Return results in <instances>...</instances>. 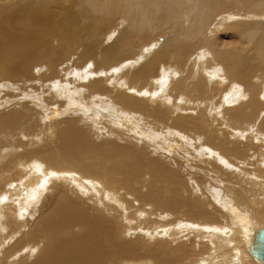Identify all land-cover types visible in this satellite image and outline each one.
<instances>
[{
    "label": "bare ground",
    "instance_id": "1",
    "mask_svg": "<svg viewBox=\"0 0 264 264\" xmlns=\"http://www.w3.org/2000/svg\"><path fill=\"white\" fill-rule=\"evenodd\" d=\"M1 96L0 264H264V0H0Z\"/></svg>",
    "mask_w": 264,
    "mask_h": 264
},
{
    "label": "rangeland",
    "instance_id": "2",
    "mask_svg": "<svg viewBox=\"0 0 264 264\" xmlns=\"http://www.w3.org/2000/svg\"><path fill=\"white\" fill-rule=\"evenodd\" d=\"M224 14H225V12H219V14L218 13H216L214 16H216V17H214V16H211V18H210V25L208 26V29L207 30H209V27L210 26H215L216 24H219L220 23V21H221V16H224ZM218 15V16H217ZM220 17V18H219ZM214 20H215V22H214ZM120 27L121 26H119V25H116L115 27H112L113 28V30L116 32V34H119V32H120ZM159 32L160 31H155L154 33L155 34H153V35H151L150 37H149V39H150V43H155L156 41V44H160V43H162L163 44V42H164V40H165V36H163V35H160L159 34ZM159 36V37H158ZM154 37V38H153ZM152 39V40H151ZM154 39V40H153ZM156 39V40H155ZM155 41V42H154ZM162 44H160V45H162ZM201 48H203V50H206L207 48L205 47H201ZM139 48H137V50H138ZM208 51V50H207ZM185 53V52H184ZM185 55V54H184ZM135 58V57H134ZM76 59V57L74 58V60ZM73 61V60H72ZM87 62H89L88 64H91L90 62L91 61H86L83 65H85ZM184 63V61H182L181 62V64H183ZM202 64H203V66H204V62H201ZM83 69V68H82ZM98 71H102V72H104L103 70H96V71H94L93 70V72H92V69H89L88 71H87V73H91V74H95L94 75V77H96V78H99V77H101V76H97V72ZM76 72V70H73V72L72 73H70L68 76H69V78H71V77H73L74 76V73ZM120 72V71H119ZM176 72V71H175ZM177 73V72H176ZM106 74V73H105ZM160 76H161V72H159L158 73ZM159 75H157V76H155V77H152V78H156L155 80H158V79H160V76ZM177 77H178V75H176ZM175 76V77H176ZM79 76H77V77H75V80L76 81H78V82H80L79 80H81V78H78ZM85 81V80H84ZM160 83L158 82V85H159ZM34 85H35V83L34 84H31V86H26V88L22 91V93L19 95V97H21V98H23V100H24V102L25 103H31L32 102V100L30 101L29 99L30 98H35V96L36 97H38V94L37 93H35V92H33V89H31L32 87H34ZM157 85V86H158ZM67 86H69V87H67ZM67 86H65L64 87V90L62 91V95H64L65 97L67 96V95H70V96H72V104H74L75 102H81V101H84V100H86L85 99V96H87L88 94H86V93H84V92H78V90H76V86L75 85H67ZM31 87V88H30ZM50 87V86H49ZM45 87V89H44V91L46 90V91H48V92H50L51 93V95H53V92H56L55 91V88L53 87ZM240 88L238 89V90H240V89H242V90H240L241 92H243V86L241 85V86H239ZM27 89V90H26ZM30 89V90H29ZM52 89V90H51ZM68 89V90H67ZM165 89V90H164ZM66 90H67V92H66ZM163 90V91H162ZM25 91V92H24ZM77 91V92H76ZM228 90H226V92H227ZM164 92V93H163ZM166 92H168V89H167V87H164V88H160L159 87V89H157V95L155 96L156 97V99H160V98H162L163 100H164V102L165 103H167L169 106H171V105H173V106H177L176 104H181V106L182 105H184V104H186V100H182V101H180L179 100V97H178V95H176L175 96V98L173 97V95H170L169 93L167 94ZM30 94V93H34V94H30L31 95V97H30V95H27V94ZM162 94H164V96L162 95ZM0 98H2L3 99V96H1ZM27 98V99H26ZM84 99V100H83ZM167 99V100H166ZM171 99V100H170ZM67 100V99H66ZM74 100H75V102H74ZM0 101H1V99H0ZM37 99L35 100V102L33 101V103H35L36 105H38V107L40 108V109H42L43 111H45V106L44 105H42V102L41 101H38V103H37ZM169 101V102H168ZM93 102H95V105H96V108L98 109V107H99V102H97L96 100H94ZM179 102V103H178ZM184 102V103H183ZM173 103V104H172ZM176 103V104H175ZM200 103V102H199ZM202 103V102H201ZM41 104V105H40ZM75 104H77V103H75ZM87 104V103H86ZM33 106H34V104H32ZM42 106H44V107H42ZM46 106H48V107H52V105L51 104H48V105H46ZM104 106V105H103ZM104 107H105V109H107V110H105L104 109ZM104 107H102V110H101V114H103V113H105V114H107L108 113V115L110 114V112H112L111 110H114V107L112 106V105H108V106H104ZM35 109V108H34ZM37 109V108H36ZM79 109V108H78ZM104 109V110H103ZM74 110H77V108H74ZM220 111H222V110H220ZM112 114V113H111ZM110 114V115H111ZM124 121H125V119L124 118H122ZM127 121H128V123H129V125H126V124H124V126H126L127 127V129H130V127L132 128V130L133 131H136V130H138V131H136V134L137 135H140V133H141V131H143L141 134H145L144 136L145 137H148L149 139H147L146 140V143H148V144H151V145H153V147H156V148H149V147H145V144H144V147L145 148H147V149H149V150H151V151H154L155 153L157 152V150L159 149L158 148V146L159 147H161V149L163 148V146H165L164 148H166V149H164L166 152H170V154H171V152H172V157L175 155V156H180L181 154H183V153H188V156L190 155L189 153H190V151L192 150L191 148H190V145H189V143L186 141V139L184 138V135H185V133L184 132H182V133H180L179 134V136H175L176 138H179V139H176L175 137H173V138H175L176 140H172V141H170L169 139L170 138H166V140H165V134L164 133H157V131H156V133H155V129H156V127H155V125H154V123H149V126L147 125V126H145L144 125V123H143V125H142V123H136L135 122V120H132L131 118H127ZM133 124H132V123ZM136 125H135V124ZM140 126V128H142V127H144V129L142 130V129H140L139 128V126ZM138 126V127H137ZM151 126H153V127H151ZM38 127V126H37ZM135 129V130H134ZM191 129V127H189V130ZM145 130H146V132H145ZM148 130L149 131H151L150 133L148 132ZM255 131H256V129H254ZM140 132V133H139ZM148 132V133H147ZM153 133V134H152ZM155 133V134H154ZM147 134H149V135H151V136H148ZM159 135V137H158V135ZM147 135V136H146ZM161 135V136H160ZM163 135V136H162ZM168 135V134H167ZM163 137V138H162ZM166 137H168V136H166ZM151 139V140H150ZM157 139V140H156ZM196 139V138H195ZM155 140V141H154ZM197 140H198V137H197ZM169 141H170V143H169ZM176 141V142H175ZM179 141V142H178ZM174 144H173V143ZM180 142H181V144H180ZM155 143V144H154ZM163 144L162 146H161V144ZM160 144V145H159ZM171 144H173L172 145V147H171ZM175 144H177V145H175ZM155 145V146H154ZM182 145V146H181ZM187 145H189V146H187ZM199 145V144H198ZM175 146H176V148H175ZM179 146V147H178ZM181 146V147H180ZM186 146V147H185ZM172 148L173 149V151L171 150H169L168 148ZM200 147H203V145L201 144V146ZM175 148V149H174ZM180 148V149H179ZM188 148V150L186 151V149ZM1 149H3V151H7L8 150V148H0V153L2 152V150ZM177 149V150H176ZM180 151H179V150ZM184 149V150H183ZM160 150V149H159ZM196 150H198V149H196ZM182 151V152H181ZM184 151V152H183ZM186 151V152H185ZM193 151V150H192ZM178 152H180L179 154H178ZM174 153V154H173ZM6 155H8V152H5L4 154H0V158L2 157V156H6ZM175 158V157H174ZM182 158V157H181ZM27 175V174H26ZM29 175V174H28ZM30 176V175H29ZM214 177V176H213ZM28 180H29V177L27 178V180H24L23 182L24 183H28ZM215 180V179H214ZM220 183H221V181H219ZM0 187H3V185H1L0 184ZM209 188V190L211 189V190H216V191H218V192H220V196L221 197H223V198H227V200H229V201H235V199H232V197L230 196V192H232L231 194L232 195H235V193H237V192H235V190H234V188H232V187H208ZM215 188V189H214ZM1 190V189H0ZM231 190V191H230ZM215 191V192H216ZM223 194L225 195V196H223ZM228 194V195H227ZM24 196V195H23ZM227 196V197H226ZM229 197V198H228ZM236 198V197H235ZM236 199H238V197L236 198ZM224 200H226V199H224ZM231 201V202H232ZM239 201H242V202H245V200L243 201V200H239ZM42 203H43V201H41ZM230 203V202H229ZM235 203H238L239 204V202L238 201H236ZM245 203H247V202H245ZM251 204V203H250ZM249 203H248V205H250ZM254 203H252L251 205L254 207V205H253ZM250 205V206H251ZM251 206V207H252ZM256 206V205H255ZM18 216H19V214H17ZM26 218L24 217V220H25ZM227 220V219H226ZM8 221H10V220H8ZM262 221H264V220H262ZM224 223V222H223ZM220 224V223H218L217 224V226H215V225H213V226H211V227H219V228H222V226L224 225V224ZM261 223V222H260ZM4 226L2 227V228H4L5 230H0V238H3V237H5V236H7V234L8 235H10V234H15V231L13 230V229H11L10 230V228L8 227V226H6L5 224H3ZM182 225H184V224H182ZM222 225V226H221ZM225 226V225H224ZM138 227H140V225H138ZM141 227H144L143 226V224H141ZM12 228H14V225H13V227ZM134 231H137L138 232V228H136V229H133ZM140 230V229H139ZM7 231V232H6ZM10 231V232H9ZM126 231H130L129 230V227H127V230ZM14 232V233H13ZM4 233V234H3ZM3 234V235H2ZM6 234V235H5ZM219 236V235H218ZM219 238L221 239L222 237H220L219 236ZM223 239V238H222ZM221 239V240H222ZM223 241H225V242H227V240H225V239H223ZM23 248V247H22ZM244 248H245V250L247 251V249H246V247L244 246ZM206 250V249H205ZM203 251V252H206V251ZM193 252H194V249H193V251L190 253V259H192L191 258V256L193 255ZM248 252V251H247ZM192 254V255H191ZM248 254H250V253H248ZM249 258V257H248ZM253 259V258H252ZM249 260H251L250 258L248 259V261ZM250 262H252V261H250ZM256 262V261H255ZM257 263V262H256ZM253 264H255V263H253ZM257 264H259V263H257Z\"/></svg>",
    "mask_w": 264,
    "mask_h": 264
},
{
    "label": "water",
    "instance_id": "3",
    "mask_svg": "<svg viewBox=\"0 0 264 264\" xmlns=\"http://www.w3.org/2000/svg\"><path fill=\"white\" fill-rule=\"evenodd\" d=\"M263 257H264V250H263Z\"/></svg>",
    "mask_w": 264,
    "mask_h": 264
}]
</instances>
